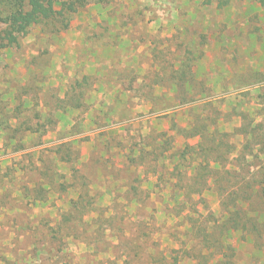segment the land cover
<instances>
[{
    "label": "clouds",
    "instance_id": "1",
    "mask_svg": "<svg viewBox=\"0 0 264 264\" xmlns=\"http://www.w3.org/2000/svg\"><path fill=\"white\" fill-rule=\"evenodd\" d=\"M36 3L0 0V264H264V0Z\"/></svg>",
    "mask_w": 264,
    "mask_h": 264
},
{
    "label": "trees",
    "instance_id": "2",
    "mask_svg": "<svg viewBox=\"0 0 264 264\" xmlns=\"http://www.w3.org/2000/svg\"><path fill=\"white\" fill-rule=\"evenodd\" d=\"M29 2H32V3H34L36 6H39V4L36 3V0H29ZM17 3H19V4L22 6L23 3H24V0H17ZM13 19H14V18H13ZM237 215H239V214H237Z\"/></svg>",
    "mask_w": 264,
    "mask_h": 264
},
{
    "label": "rangeland",
    "instance_id": "3",
    "mask_svg": "<svg viewBox=\"0 0 264 264\" xmlns=\"http://www.w3.org/2000/svg\"><path fill=\"white\" fill-rule=\"evenodd\" d=\"M5 31H7V29H5ZM63 191H67V189L65 188V189H62ZM54 206V205H53Z\"/></svg>",
    "mask_w": 264,
    "mask_h": 264
}]
</instances>
